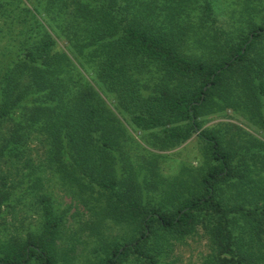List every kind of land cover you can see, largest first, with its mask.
Listing matches in <instances>:
<instances>
[{
    "label": "trees",
    "instance_id": "trees-1",
    "mask_svg": "<svg viewBox=\"0 0 264 264\" xmlns=\"http://www.w3.org/2000/svg\"><path fill=\"white\" fill-rule=\"evenodd\" d=\"M21 2L31 34L0 77V186L99 192L100 213L131 234L104 235L86 264H178L165 250L190 237L207 244L201 264H264V0L230 32L215 28L214 0ZM228 109L248 130L204 126ZM129 126L158 150L195 135L206 171L150 202L113 153ZM38 202L39 226L6 239L0 264H58L65 220L48 195Z\"/></svg>",
    "mask_w": 264,
    "mask_h": 264
},
{
    "label": "rangeland",
    "instance_id": "rangeland-1",
    "mask_svg": "<svg viewBox=\"0 0 264 264\" xmlns=\"http://www.w3.org/2000/svg\"><path fill=\"white\" fill-rule=\"evenodd\" d=\"M257 1L259 0H252V2L214 0V14L217 20L215 28H224L226 32L234 31L235 26L245 16L246 3L253 4ZM1 3L4 7L0 8V77L14 59L16 52L24 45L22 41L28 39L31 34L29 26L32 22L21 0H1ZM260 4L261 2H258L253 6ZM247 9L251 13L254 12V8ZM256 17L255 20H264V12H259ZM208 29L199 28L202 37L192 42L196 46V51L192 50V52L196 55L203 56L208 51L204 46L203 38L205 35L212 40L209 34L214 32V28ZM242 120H245L243 116L228 109L223 115L214 113L206 116L204 126L220 124L222 128L227 129L228 125L225 123L233 122L247 129ZM128 129L129 137L121 138L123 152L118 153L119 150H117L113 153L116 155L117 166L122 171L130 165L133 166V173L130 174H137L136 181L149 195L147 200L150 202L164 201L156 186H164L167 191L181 192L206 171L207 156L195 135L175 148L158 150L151 148L146 142L145 138L148 137V140L152 138L147 131L136 130L130 126ZM262 132V135L259 133L256 135L264 138V131ZM260 172H264V168ZM0 191L8 193V195L5 194L6 200L0 208V248H4L8 240L14 237L26 238L29 232L39 226L41 211L38 196L43 193L49 196L58 213L65 220L62 233L56 240L58 264H86L94 257L93 247L101 242V237L131 234L130 226L116 225L104 218L105 215L100 213L102 198L99 192L91 188L80 189V186L77 188L55 184L53 186H0ZM6 239L8 240L4 243ZM165 252L167 259L175 260V263L201 264L208 250L203 239L196 240L190 237L178 240V243L175 242Z\"/></svg>",
    "mask_w": 264,
    "mask_h": 264
}]
</instances>
